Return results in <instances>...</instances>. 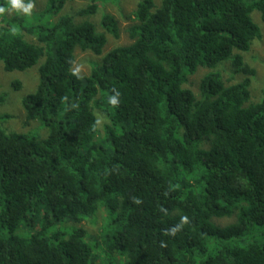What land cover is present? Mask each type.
<instances>
[{"label":"trees","instance_id":"trees-1","mask_svg":"<svg viewBox=\"0 0 264 264\" xmlns=\"http://www.w3.org/2000/svg\"><path fill=\"white\" fill-rule=\"evenodd\" d=\"M69 1L47 0L33 20L0 14L5 70L43 60L22 104L49 130L0 127V264H264V242L244 240L264 227V89L252 101L256 70L243 56L263 37L253 15L264 22V0H142L132 42L106 53L119 21L105 14L106 34L74 16L49 20ZM90 1L77 16L105 0ZM78 49L101 57L88 76L74 71ZM228 60L244 80L225 84L215 69ZM200 68L212 71L198 98L185 86ZM101 208L93 242L82 224ZM67 221L78 227L54 230ZM23 226L35 232L19 235Z\"/></svg>","mask_w":264,"mask_h":264},{"label":"rangeland","instance_id":"rangeland-1","mask_svg":"<svg viewBox=\"0 0 264 264\" xmlns=\"http://www.w3.org/2000/svg\"><path fill=\"white\" fill-rule=\"evenodd\" d=\"M46 1L47 0H30L32 3V9L29 15L9 9L4 13L5 17L11 20L13 16L18 15L22 18H25V20H33V18L38 17L41 11L45 8ZM141 1L142 0H105L102 2L99 11L96 14L89 17H81L77 16L78 11L87 7L91 1L70 0L58 16H52L49 20L52 19V22H55L57 21L56 19L60 18L61 16H74L76 23L89 20L96 25L99 32L106 33L105 29L101 26L103 16L105 14H111L115 16L120 25V38L115 39L113 36L106 33L108 37V43L104 49L106 53L117 46L127 45L132 42L128 29L132 24L136 23L132 13L135 11L137 5ZM154 1L157 6L161 5L162 0ZM23 2L27 3L29 0H23ZM2 18L3 17H0V25L4 23L2 22ZM48 18H46L45 21H48ZM253 19L259 24V26H261L263 37L261 40H256L253 43L250 51L243 53V56L245 62L256 70V75L252 78V83L249 88L252 95V101L256 102L262 99V91L264 89V22L259 12L254 13ZM26 39L36 42L35 37L29 36L27 34ZM76 58L74 71L82 76H88L91 73L92 64L101 60L100 56H97L91 52H83L80 49L76 51ZM42 63L43 60H41L33 68L24 72H8L4 68V63L0 61V127L6 131L27 134L42 139L48 136L49 130L42 122H28L22 104L23 99L28 94L33 93L37 89L39 83V66ZM210 71L212 70L200 68L195 75L189 77V82L185 87L191 89L197 95V97L200 98V81ZM215 71H219L221 73L223 81L226 85H232L234 83L241 82L247 77L244 73H236L231 60L221 63L217 69H215ZM16 82L22 84L21 88H16ZM105 123H107L106 119L101 116L100 126L102 127ZM107 215L108 213L106 209L101 208L97 213L95 220L89 219L82 224L89 231V235L91 239H93V242L95 239H101V231L106 223ZM232 221L233 219L217 220L220 225H226ZM77 227L78 225L75 223L67 221L59 224L54 230L60 229L63 232L69 233ZM33 232H35V229L31 226H23L17 231L19 235L24 236L30 235ZM244 240L257 241L259 243L264 242V227H255L245 236ZM116 258L120 262H125V258L120 256H116ZM120 262L117 263L123 264Z\"/></svg>","mask_w":264,"mask_h":264},{"label":"clouds","instance_id":"clouds-1","mask_svg":"<svg viewBox=\"0 0 264 264\" xmlns=\"http://www.w3.org/2000/svg\"><path fill=\"white\" fill-rule=\"evenodd\" d=\"M9 9L16 10L18 12H22L25 15H29L32 9V3L30 2H23V0H7V6H0V14L5 13ZM119 92L114 93L108 97V103L111 105H117L119 103Z\"/></svg>","mask_w":264,"mask_h":264}]
</instances>
